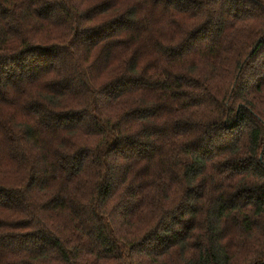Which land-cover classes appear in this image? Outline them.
<instances>
[{
  "label": "trees",
  "instance_id": "trees-1",
  "mask_svg": "<svg viewBox=\"0 0 264 264\" xmlns=\"http://www.w3.org/2000/svg\"><path fill=\"white\" fill-rule=\"evenodd\" d=\"M0 264H264V0H0Z\"/></svg>",
  "mask_w": 264,
  "mask_h": 264
}]
</instances>
